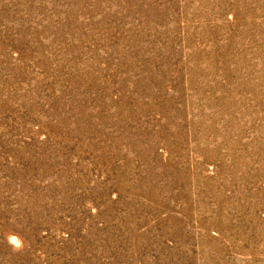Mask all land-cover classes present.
Listing matches in <instances>:
<instances>
[{
  "label": "rangeland",
  "instance_id": "1",
  "mask_svg": "<svg viewBox=\"0 0 264 264\" xmlns=\"http://www.w3.org/2000/svg\"><path fill=\"white\" fill-rule=\"evenodd\" d=\"M0 264H264V0H0Z\"/></svg>",
  "mask_w": 264,
  "mask_h": 264
}]
</instances>
